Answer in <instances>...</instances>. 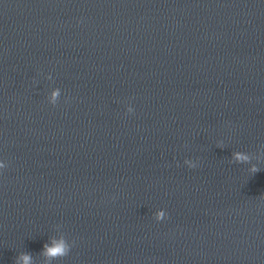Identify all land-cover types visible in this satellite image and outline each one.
Wrapping results in <instances>:
<instances>
[{
	"label": "water",
	"instance_id": "obj_1",
	"mask_svg": "<svg viewBox=\"0 0 264 264\" xmlns=\"http://www.w3.org/2000/svg\"><path fill=\"white\" fill-rule=\"evenodd\" d=\"M0 162V264H159L264 187V0H0Z\"/></svg>",
	"mask_w": 264,
	"mask_h": 264
},
{
	"label": "clouds",
	"instance_id": "obj_2",
	"mask_svg": "<svg viewBox=\"0 0 264 264\" xmlns=\"http://www.w3.org/2000/svg\"><path fill=\"white\" fill-rule=\"evenodd\" d=\"M233 157L237 162H246L249 160V156L245 152H235ZM190 161L186 160L185 163L188 164L190 168L195 167V165L189 163ZM6 165L3 162H0V169L5 168ZM260 169L257 165H252L249 169V172L255 174L259 172ZM165 217V212H157L155 214L156 220H162ZM74 241L69 242L67 237L62 233L58 237H50L49 242L45 243L41 255L45 257L46 262L50 264L52 260H59L66 257L71 248L74 245ZM14 264H34V257L30 252H21L19 253L14 260Z\"/></svg>",
	"mask_w": 264,
	"mask_h": 264
}]
</instances>
